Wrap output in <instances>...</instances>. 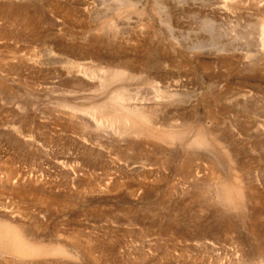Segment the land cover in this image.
<instances>
[{"label": "rangeland", "instance_id": "obj_1", "mask_svg": "<svg viewBox=\"0 0 264 264\" xmlns=\"http://www.w3.org/2000/svg\"><path fill=\"white\" fill-rule=\"evenodd\" d=\"M0 264H264V0H0Z\"/></svg>", "mask_w": 264, "mask_h": 264}, {"label": "bare ground", "instance_id": "obj_2", "mask_svg": "<svg viewBox=\"0 0 264 264\" xmlns=\"http://www.w3.org/2000/svg\"><path fill=\"white\" fill-rule=\"evenodd\" d=\"M7 236V238H8V235H6ZM6 236H5V239H6ZM9 239V238H8ZM6 242L7 243H10L8 240H6ZM19 243H20V241L18 240V238H16V239H14L12 242H11V244H13L14 246H18L19 245ZM9 246V245H8ZM7 246V247H8ZM13 247V246H12Z\"/></svg>", "mask_w": 264, "mask_h": 264}]
</instances>
